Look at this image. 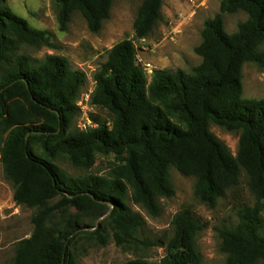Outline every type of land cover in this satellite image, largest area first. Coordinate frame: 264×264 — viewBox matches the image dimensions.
Instances as JSON below:
<instances>
[{
	"label": "trees",
	"instance_id": "trees-1",
	"mask_svg": "<svg viewBox=\"0 0 264 264\" xmlns=\"http://www.w3.org/2000/svg\"><path fill=\"white\" fill-rule=\"evenodd\" d=\"M54 1L60 31L79 12L89 31L98 34L114 0ZM162 6L163 0H143L134 39L152 34ZM239 12L247 20L230 34L225 16ZM17 44L54 48L46 32L31 28L0 0V64L9 65L0 72V165L14 185L15 203L40 210L32 236L16 244L13 264H78L72 247L80 222L105 216L119 246L138 241L164 248L159 264H205L196 244L205 226L190 209L176 215L172 237L139 239L143 224L128 201L159 216V199L174 196L171 168L194 178L196 196L211 208L238 190L245 176L254 203L238 211L236 226L219 230L222 264L264 263V98H245L243 86L245 64L264 67V0H223L219 13L204 24L195 48L202 63L191 73L156 70L149 78L135 42L117 43L94 76L90 98L108 119L91 115L98 127L87 131L72 130L85 74L60 56L48 55L37 65L28 56L13 55ZM212 124L240 134L236 155L211 133ZM110 154L122 164L107 177L69 178L54 163L65 155L73 166L89 170L98 155ZM67 208L77 213L68 216ZM55 210L62 213L60 222L50 224Z\"/></svg>",
	"mask_w": 264,
	"mask_h": 264
},
{
	"label": "rangeland",
	"instance_id": "rangeland-1",
	"mask_svg": "<svg viewBox=\"0 0 264 264\" xmlns=\"http://www.w3.org/2000/svg\"><path fill=\"white\" fill-rule=\"evenodd\" d=\"M223 0H163L161 17L152 34L143 40L134 39V22L143 0H114L111 17L105 22L98 34L89 31L87 22L81 13L73 14L66 31L62 32L58 23V6L54 0H6V6L18 17L27 21L29 26L48 34L54 48H33L17 44L13 55L30 57L38 65L48 55L67 59L74 71H82L85 82L80 92L77 106L79 115L74 120L72 130L80 129L91 120V115L108 119L104 111L91 106L90 98L95 88L94 76L108 59V52L119 42L130 39L135 42L138 62L151 78L156 70L191 73L202 63L195 53V48L202 43V32L207 20L219 13ZM247 20V15L239 12L225 16V29L232 34L239 24ZM264 52V45L261 47ZM10 56L12 60L14 57ZM10 60V61H11ZM8 63L0 64V72L8 68ZM244 97L248 99L264 98V67L253 63L243 68ZM211 133L221 141L233 155L239 147L240 134L228 132L212 124ZM42 154L39 148H35ZM54 163L62 174L69 178L87 175L107 177L111 170L122 164L115 155H98L94 166L89 169L77 168L68 157L62 155ZM174 187L172 198H160L161 213L154 217L144 208L128 201L132 212L136 213L143 224L139 239L152 241L173 236V221L176 215L190 209L195 217L205 226L197 237L196 244L205 264H222L226 255L221 251L219 230L238 224V211L244 205H253L254 199L247 188V179L242 177V184L236 191H229L218 201L215 208L203 204L195 194V179L181 175L174 168L170 169ZM15 188L0 165V264H13L16 256V244L28 239L34 232V217L39 209L18 206L14 201ZM56 199L48 207L58 203ZM68 216L77 212L74 208L66 209ZM62 213L55 210L49 223H59ZM264 219V212L262 214ZM107 216L95 221L83 219L80 222V235L72 247V254L78 264H125L142 259L159 264L166 256L164 248L146 246L133 242L119 246L112 231L105 225ZM100 226H103L100 229ZM99 231L103 237L96 234ZM259 264H264L263 262Z\"/></svg>",
	"mask_w": 264,
	"mask_h": 264
},
{
	"label": "built area",
	"instance_id": "built-area-1",
	"mask_svg": "<svg viewBox=\"0 0 264 264\" xmlns=\"http://www.w3.org/2000/svg\"><path fill=\"white\" fill-rule=\"evenodd\" d=\"M98 127V125L93 122L92 120H88L87 124L84 125L83 127H80L81 131H87L89 129H96Z\"/></svg>",
	"mask_w": 264,
	"mask_h": 264
},
{
	"label": "water",
	"instance_id": "water-1",
	"mask_svg": "<svg viewBox=\"0 0 264 264\" xmlns=\"http://www.w3.org/2000/svg\"><path fill=\"white\" fill-rule=\"evenodd\" d=\"M30 135H28V138H29ZM28 138H27V143H28Z\"/></svg>",
	"mask_w": 264,
	"mask_h": 264
}]
</instances>
